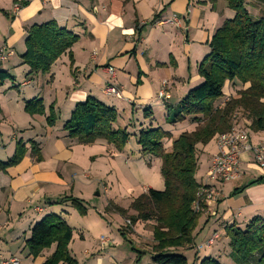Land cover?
<instances>
[{"label": "crops", "instance_id": "crops-1", "mask_svg": "<svg viewBox=\"0 0 264 264\" xmlns=\"http://www.w3.org/2000/svg\"><path fill=\"white\" fill-rule=\"evenodd\" d=\"M244 1L254 19L264 20V0ZM234 17L235 12L225 0H0V48L6 47L12 53L0 67L13 78L0 86V160L6 162L13 157L18 142H23L28 149L19 165L0 171V264L13 259L20 264H43L55 247L37 259L28 255L26 241L36 222L54 213L69 224L67 217L74 216L77 210L71 202H57L68 196L83 199L92 180L112 175L114 183L119 184L118 171L122 166L125 168L124 159L129 160L127 152L134 154V161L146 162L148 156L143 155L134 135L143 128L160 126L155 113L163 115L161 119L168 125V110L203 82L198 66L210 53L212 37L224 22ZM174 20L180 24L171 23ZM49 22H56L78 36L79 41L71 50L74 65L71 66L66 53L53 65L50 74L29 76L31 70L22 60L28 30ZM110 69L115 74L112 75ZM164 82H168L170 99L158 97ZM109 87L116 88L119 96L107 95ZM248 87L246 85L245 89ZM240 89L234 91L232 84L227 82L216 106L223 108L231 97H238ZM89 97L115 108L119 113L115 127L133 134L123 151L105 142L79 145L68 138L65 123L76 105ZM34 98L43 100L47 115L31 116L25 112V104ZM51 106L59 116L54 127H49L46 119ZM146 110L150 115H145ZM181 124L179 135L194 131L197 126L192 120ZM248 124L247 120L239 121L240 127L248 128ZM248 129L252 144H264V132ZM131 141H135L138 148L130 149ZM32 143L40 149L41 161L32 155ZM171 145L172 142L166 148ZM217 153V138L206 146H197L196 180L200 185L207 182L212 158ZM161 165V160L154 158L147 167L150 170L155 166L160 170ZM242 165L245 169L239 180L212 183L220 199L211 215L200 216L198 220L194 236L198 234L202 241L195 245V264L206 257L219 260L221 246L227 245V248L229 245L228 227L245 228L254 217H264V170L256 166L252 153L242 156ZM253 172L257 176L248 179ZM79 177L87 184L77 180ZM148 188L164 191L165 186L160 183ZM118 206L129 209V206ZM90 214L88 212L84 218L89 219ZM130 214L133 215L131 211ZM101 217L95 218L96 228L107 231L105 223L107 226L112 223L125 237L134 232L132 235L148 246L149 251L134 248L140 257L133 252L135 254L126 258L116 236L103 234L94 238L92 227L79 222L83 226L82 230L77 228L80 235L69 224L74 230L70 253L77 264H154L155 221L138 222L132 230H126V217L110 213L107 216L110 223ZM108 231L113 235L112 227ZM214 235L218 238L213 245L206 246ZM102 238L108 240L107 246L102 245ZM76 239L87 246L80 258L71 249ZM215 242L218 246L213 249ZM204 247L208 251L201 258L199 255ZM107 249L115 252L105 258H95V254L107 252ZM187 249H193V245L177 251L185 253Z\"/></svg>", "mask_w": 264, "mask_h": 264}, {"label": "trees", "instance_id": "trees-1", "mask_svg": "<svg viewBox=\"0 0 264 264\" xmlns=\"http://www.w3.org/2000/svg\"><path fill=\"white\" fill-rule=\"evenodd\" d=\"M225 1L235 12V17L224 22L209 43L210 53L198 66L203 82L190 90L176 107L168 110V125L190 119L197 125L195 130L184 131L173 139L171 132L150 126L134 135L143 155L160 159L162 163L160 172L164 191L148 189L130 206L137 212L130 218L132 224L140 221L156 223L152 248L154 264H189L184 255L171 251L192 246L198 227L200 216L192 208L201 187L196 180L197 146H206L218 135L229 132L236 112L251 123L248 128L252 131L264 132V20L254 19L244 0ZM78 41V36L56 22L31 27L25 41L26 52L22 56L23 64L31 70L28 75L50 74L53 65L66 53H69L73 66L71 50ZM11 80L12 76L0 67V86ZM227 82L241 89L238 97L231 98L223 108H219L216 103L223 97ZM246 85H249L247 89ZM25 112L31 116H45L43 100L34 98L28 101ZM144 113L150 115L148 110ZM118 119L119 113L115 108L89 97L76 105L64 125V131L79 145L105 142L123 151L133 134L127 129H117ZM58 120L59 116L51 106L48 126L54 127ZM166 140H173L169 149L165 148ZM27 152L23 142H18L13 157L6 162L0 160V171L19 165ZM31 153L38 161L42 160L35 143L31 145ZM63 202H71L82 217L87 215L80 199L68 196L57 204ZM110 206L115 213L128 217L129 210L113 204ZM226 235L231 260L235 264H264V217H254L245 228L232 225L227 228ZM73 237V228L61 215L47 214L31 227L26 249L30 257L37 259L55 247L43 264H77L69 249ZM200 264L221 263L207 258Z\"/></svg>", "mask_w": 264, "mask_h": 264}, {"label": "rangeland", "instance_id": "rangeland-1", "mask_svg": "<svg viewBox=\"0 0 264 264\" xmlns=\"http://www.w3.org/2000/svg\"><path fill=\"white\" fill-rule=\"evenodd\" d=\"M69 57H70V55H69ZM111 73H112V75L115 74L114 72H111ZM38 75H40V74H38ZM38 75H34V76H38ZM164 83H166V85H165L166 87H165L164 91L168 94V96L171 97V95L167 91L168 82H164ZM109 89H115L116 92L119 93L116 88L109 87V88L106 89V94L107 95L117 96V95L108 94V90ZM232 89H234V91H237L238 87L236 88L235 86H232ZM231 98H233V97H231ZM46 115H47V112H46ZM159 115L160 114H156L155 113V117L157 118L158 123L160 124L159 127L164 129V130H166L167 132L171 131L172 135L175 136V137H173V139L177 138L179 136V132L178 131L181 128L182 124L179 123L177 125H170L169 126V125L164 123L165 120L161 119V117H163V115H160V116ZM243 119L246 120L240 113L236 112L233 115V124L234 125L238 124V122L240 120H243ZM187 120H190V119H187ZM237 126L240 127V125H237ZM248 126H249V124H248ZM246 129H247V131L249 133V137H250V131H249L248 128H246ZM250 140H251V137H250ZM168 141L172 142L173 140H166L165 143H164L165 148H166V146H169V143L171 144V142H168ZM260 144H263V143H260ZM129 148L133 150V148L134 149L138 148V146L135 143V141H131L130 145H129ZM119 152H121V151H119ZM127 154H128L129 160L125 158L124 161H123L125 168L123 169V166H122L121 170L118 171L119 179H120L119 184L118 183L117 184L114 183L112 175L103 177L102 178L103 180H97V179L96 180H92L91 186L86 191V196L83 199H81L82 204L87 209V214H88V212L91 213L89 219L84 218L85 216L82 217L76 210H75L76 213H75L74 216L71 215L70 218L67 217L69 224L76 229V234H78V235H80L79 230L83 229L82 224H80L79 222H84V224L90 225L92 227L91 229H92V232L94 233V238L95 237H99V235L102 236L103 234L106 237H112V238H114L113 236H116L118 238V240L122 244V248H120V249H122L124 251V253L126 255V258L129 256V254H135V253H136L135 256H139L140 257V254H138L139 252L138 251H134V248H137L139 250L140 249H144V251L145 250L149 251L150 248L148 246L145 247L143 245L144 243H141L140 241H137L138 237H134L132 235V234H134V232H131L129 234V236L125 237V236H123L120 233V231H119L117 226H113L112 223H110L108 221L107 216H110V213L114 212L113 211V207L110 206V205L111 204H113V205H117L118 204V205L123 206V207H128L129 206L128 210H129V212L131 211L133 213V215L132 214L129 215V213H128V217H126V219H125L126 220L125 221V226H126L125 228H126V230H132L133 227H134L133 226L134 224H132L130 218L132 216L134 217V216L137 215L136 211L130 209V206L132 205V203L139 196H141L143 193H146L148 191V189H149L148 186L153 185V187H154L155 185L160 184V183L163 184V186H165L164 182H163L164 180H163V178L161 176L159 168H156L155 166H152V168L150 167V170H149L148 167H147L148 166V162H150L151 160H154V157L148 156L147 160H146L147 163L145 162V160H141L139 162H136L137 159H136V161L133 160L134 154H132L130 152H127ZM137 155L138 154L135 152V156H137ZM138 160H140V159H138ZM152 162H154V161H152ZM158 162L160 163V161H158ZM244 169H245V167L242 165L241 171H243ZM257 170L258 169H255L256 172H258ZM253 176H257V174H255L253 172L252 175H251V178H248V179H253ZM84 177H87V176L84 175ZM77 180H81V182H83L84 184H87L84 181H82V179L80 177L77 178ZM83 180H85V179H83ZM204 180H206V179H204ZM87 182L89 184V181H87ZM104 183H106V184L104 185ZM106 190H107V192H105ZM114 195L118 196L117 199H121L122 198V200L121 201L117 200L114 197ZM114 202H116L117 204H115ZM215 205L216 204L210 205L209 206V210H208V208H206L205 212H201L198 215L199 216H203V215L204 216L205 215L209 216V215H211L213 213V208H214ZM120 208H122V207H120ZM36 210L38 212H41V210L39 208H36ZM65 215L68 216L69 214H65ZM101 216H103V218H106V220H105L106 222L110 223V226H107V223H105L107 231L105 229H102V228L99 230V228L95 227V218H99L100 217L102 219ZM126 222H130L131 224L127 225ZM140 222H144V221H140ZM111 227H112V230L114 231L113 235H111V233H109V231H108V230L111 231ZM0 228H1V226H0ZM77 228H79V230H77ZM144 235L146 237H149L146 234H144ZM201 241H202V239H200V238L198 239V234H197L196 236H194V239H193V242H192L193 249H187L185 253L184 252L183 253L179 252L176 249L172 250L171 252L173 254H177V255L178 254L179 255H184L188 259L189 264H195L196 263L195 262V257H196V248H195L196 246L195 245H200ZM71 244H72V242H71ZM71 244L69 245V249H70ZM216 246H218V242H215V244L213 246V249H215ZM226 246L225 245L221 246V251H222L221 254L222 255L220 254L221 256L219 257V260L218 259L217 260L221 264H235L231 260V254H230L229 245H228L227 248H226ZM85 247H87V246L84 245L83 242L80 239H76L75 242L73 243L71 249H73L74 252L77 254V257L80 258V257L83 256V252H84ZM140 251H142V250H140ZM207 251H208L207 247H204L202 249V251H201L199 256L201 258L204 257V255H205V253ZM112 252H115V251L112 250V249H109L107 252H102V253L99 252L98 254H95V258H98V257L105 258L108 255L110 256V253H112ZM133 252H135V253H133ZM207 258H209V257H206V259ZM12 261H15L17 264L18 263L20 264V261L16 260V259L10 260L6 264H12Z\"/></svg>", "mask_w": 264, "mask_h": 264}, {"label": "built area", "instance_id": "built-area-1", "mask_svg": "<svg viewBox=\"0 0 264 264\" xmlns=\"http://www.w3.org/2000/svg\"><path fill=\"white\" fill-rule=\"evenodd\" d=\"M171 23L180 24L177 20ZM11 55L12 53L6 47L0 48V63L7 61ZM110 71L114 72L113 69H110ZM163 85L158 97L160 99H170V96L164 91L166 83ZM108 94L119 96V93L115 89H109ZM237 125H233V128L229 132L217 137L218 153L212 158V164L207 173V182L199 188L197 199L192 207L196 214L205 212L206 208L209 210V206L216 204L220 199V193L212 183L234 182L241 178L240 167L242 156L245 153H252L256 166L264 170V145L252 144L247 129ZM126 223L127 225L131 224L130 222ZM217 238L218 236L214 235L206 243V246L211 247ZM107 244L108 241L102 238V245L107 246ZM12 264L17 263L12 261Z\"/></svg>", "mask_w": 264, "mask_h": 264}]
</instances>
